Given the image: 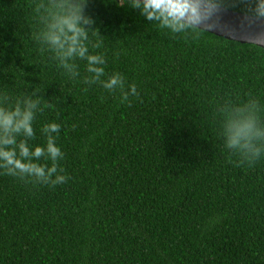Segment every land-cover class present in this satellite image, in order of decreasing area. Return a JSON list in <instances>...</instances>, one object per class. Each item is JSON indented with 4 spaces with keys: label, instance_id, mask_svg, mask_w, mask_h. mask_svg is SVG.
Segmentation results:
<instances>
[{
    "label": "trees",
    "instance_id": "trees-1",
    "mask_svg": "<svg viewBox=\"0 0 264 264\" xmlns=\"http://www.w3.org/2000/svg\"><path fill=\"white\" fill-rule=\"evenodd\" d=\"M68 2L0 0V149L44 170L0 156V264H264V48L88 0L68 54L50 39Z\"/></svg>",
    "mask_w": 264,
    "mask_h": 264
},
{
    "label": "clouds",
    "instance_id": "clouds-1",
    "mask_svg": "<svg viewBox=\"0 0 264 264\" xmlns=\"http://www.w3.org/2000/svg\"><path fill=\"white\" fill-rule=\"evenodd\" d=\"M88 0H79L77 3H71L70 0L65 5V10L60 16L57 17V22L54 25L55 31L51 34L50 39L53 43L57 44L61 49L67 50L68 54L73 52H79L83 55L86 51L83 40L87 36V30L85 29V24H90L91 21L88 17L84 16V8L87 5ZM186 0H144L142 4V9L146 13L149 19L161 18L163 17L165 22H170L175 25L182 26L185 22L184 17L186 15ZM139 5V3L137 4ZM90 59L95 60L96 57H90ZM117 80L113 78L108 85L111 87L116 84ZM16 115H20L17 113ZM31 118V113L23 114L22 118L17 121L14 127L18 130L23 127L29 133L31 132V127L29 120ZM0 123L4 125L6 129L13 127V114H0ZM55 129L57 126L52 125ZM252 135H259L258 130H254L253 122L249 121L242 126H240L236 134L232 137L231 144H239L241 140V135L245 139V144L243 147H250V139ZM5 143H11V141L6 140ZM25 155H27V148L22 146L21 149ZM49 151L55 155L59 149L49 144ZM41 149L38 147L36 149V154L39 155ZM0 156L7 160L8 164H14L16 168L22 169L24 171H29L35 173L37 176H44V170L42 167H37L35 165L25 164L19 160L13 159V151L0 149ZM55 171V169H51Z\"/></svg>",
    "mask_w": 264,
    "mask_h": 264
},
{
    "label": "water",
    "instance_id": "water-1",
    "mask_svg": "<svg viewBox=\"0 0 264 264\" xmlns=\"http://www.w3.org/2000/svg\"><path fill=\"white\" fill-rule=\"evenodd\" d=\"M185 7V23L229 40L264 48V17L231 10L209 0H186Z\"/></svg>",
    "mask_w": 264,
    "mask_h": 264
}]
</instances>
